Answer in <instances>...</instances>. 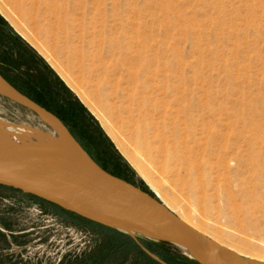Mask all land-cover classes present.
I'll list each match as a JSON object with an SVG mask.
<instances>
[{"label": "rangeland", "instance_id": "374dc122", "mask_svg": "<svg viewBox=\"0 0 264 264\" xmlns=\"http://www.w3.org/2000/svg\"><path fill=\"white\" fill-rule=\"evenodd\" d=\"M0 15L97 122L116 176L157 193L134 162L234 263L264 258V0H0ZM0 118L9 134L52 130L2 96ZM149 251L200 264L175 243L0 188V264H155Z\"/></svg>", "mask_w": 264, "mask_h": 264}, {"label": "water", "instance_id": "95a60500", "mask_svg": "<svg viewBox=\"0 0 264 264\" xmlns=\"http://www.w3.org/2000/svg\"><path fill=\"white\" fill-rule=\"evenodd\" d=\"M8 85H0V96L55 126L70 149L46 153L0 149V185L124 232L182 241L196 252L200 264H235L228 247L185 222L156 193L100 167L56 114Z\"/></svg>", "mask_w": 264, "mask_h": 264}, {"label": "trees", "instance_id": "16d2710c", "mask_svg": "<svg viewBox=\"0 0 264 264\" xmlns=\"http://www.w3.org/2000/svg\"><path fill=\"white\" fill-rule=\"evenodd\" d=\"M0 75L20 92L56 114L86 153L103 169L117 175L108 166H121V158L97 122L86 111L77 97L66 87L44 59L0 15ZM111 150V151H110ZM109 151L111 152L109 154ZM112 166V165H111ZM120 177V176H119ZM122 178V177H121ZM41 203L67 214L83 225L122 232L67 211L58 205L17 189Z\"/></svg>", "mask_w": 264, "mask_h": 264}, {"label": "bare ground", "instance_id": "6f19581e", "mask_svg": "<svg viewBox=\"0 0 264 264\" xmlns=\"http://www.w3.org/2000/svg\"><path fill=\"white\" fill-rule=\"evenodd\" d=\"M0 85H4V86L9 87L8 82L1 75H0ZM3 125H4V122H3L2 118H0V149L16 148L17 150H20V151H33V152H37V153L68 151L70 149L69 143L67 142V140L65 139L63 134L55 126H52V130H50V131H41V130L33 129L30 127H24V126H13V127H10L12 133L9 134V133L4 132V130H2ZM167 157L172 159V157H173L172 153H168ZM131 163L134 165L135 169L138 171V173L141 175V177L149 184V186H151V188H153L158 193V194L157 193L156 194L158 196L159 195L161 196L159 189L155 185H153L150 174H148L147 171H144L143 169H141V167L139 165L134 164V162L131 161ZM252 163L258 164L255 161H253ZM194 167H195V170H197L198 167L197 168H196V166H194ZM262 174L264 176V173H261V172L259 175L262 176ZM162 199L164 200V198H162ZM164 202L166 203V205L168 207L173 209L185 222H187L188 224H190L194 228L200 230L201 232L206 233L207 235L214 238L215 240H217L221 244L225 245L226 247H228V249L231 250V252L233 251L232 246H230L229 244H227L226 242H224L220 238L216 237L214 234L210 233L209 231H207L203 227L194 223L189 218L179 214L167 201L164 200ZM174 243L176 245L181 246L183 249H185L187 251V253H189L192 257H195L196 259H198L196 252L190 246H188L186 243H184L182 241H177ZM261 260L264 261V258L263 259L257 258V260L242 259L241 261H237L235 264H246V263L262 264Z\"/></svg>", "mask_w": 264, "mask_h": 264}, {"label": "crops", "instance_id": "0c3cea01", "mask_svg": "<svg viewBox=\"0 0 264 264\" xmlns=\"http://www.w3.org/2000/svg\"><path fill=\"white\" fill-rule=\"evenodd\" d=\"M152 251H154V250L152 249ZM149 252H147V254L150 255L149 256L150 260H152L155 264H159V263L166 264L164 261L160 260L156 255L152 254L151 252L149 253Z\"/></svg>", "mask_w": 264, "mask_h": 264}]
</instances>
